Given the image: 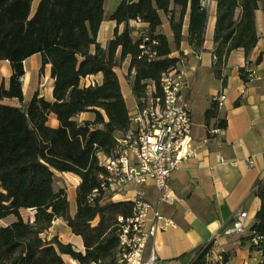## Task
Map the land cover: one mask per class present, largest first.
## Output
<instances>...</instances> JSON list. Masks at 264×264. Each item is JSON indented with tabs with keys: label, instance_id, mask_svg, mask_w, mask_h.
<instances>
[{
	"label": "trees",
	"instance_id": "1",
	"mask_svg": "<svg viewBox=\"0 0 264 264\" xmlns=\"http://www.w3.org/2000/svg\"><path fill=\"white\" fill-rule=\"evenodd\" d=\"M36 1L0 0V61L9 62L11 68L8 88L0 85V101L19 104L0 102V220L14 219L0 227V264H64V256L78 264H122L118 219L131 218L133 204L114 202L102 191L100 176L105 170L99 164V156L113 152L116 138L130 124L115 70L119 61L129 59V71L136 72L130 80L137 104L146 95L148 83L159 93L160 75L176 63L167 57L180 52L183 41L193 51L202 49L207 13L200 9L199 0H120L109 20L125 27L103 49L97 34L105 0H39L33 10ZM261 4L264 13V0H216L213 55L217 78L232 51L241 49L247 57L256 46L255 12ZM162 17L168 20L171 40L157 33ZM135 20L146 24L150 37L159 42V59L152 63L138 58L139 40L129 28ZM34 55L41 57L40 73L50 66L52 102L38 93L24 101V62ZM99 74L101 84L85 85L87 78ZM240 75L247 81L244 70ZM84 113H92L94 119L79 122L77 117ZM50 115L56 117V128L47 124ZM217 117L213 104L205 118ZM225 127L220 120L215 128ZM56 173L80 180L74 214L65 189L54 188ZM95 190L98 194L92 198ZM253 194L261 206L248 239L251 243L253 237L261 238L258 247L251 245L254 251L262 250L264 259V180L255 185ZM27 210L34 212L32 222L22 217ZM56 219L82 239L84 253L57 238L43 237ZM210 248L181 258L186 264H227L226 256L220 262H208Z\"/></svg>",
	"mask_w": 264,
	"mask_h": 264
},
{
	"label": "crops",
	"instance_id": "2",
	"mask_svg": "<svg viewBox=\"0 0 264 264\" xmlns=\"http://www.w3.org/2000/svg\"><path fill=\"white\" fill-rule=\"evenodd\" d=\"M38 1L35 2L33 10ZM212 6L214 12L211 19L208 17L209 13L207 14L201 63L195 69L196 62L190 58L187 68L192 81L188 106L192 114V132L197 156L172 172L169 180L174 197L172 205L158 204V194L152 182L141 188L152 208L171 219L175 225L165 232L156 233L149 242L144 257L147 258L150 247L153 248L155 264H186L187 260L181 256L209 245L211 248L207 260L211 263L220 262L222 256L228 258L227 264L259 263V257L254 253L248 238L250 228L255 222V215L261 206L260 199L253 194V188L259 181L264 180V13L261 4L255 12L258 41L254 49L247 57L241 49L232 51L221 66V77L217 78L214 73L216 58L213 55L216 2ZM105 7L106 0L104 9ZM110 15L111 13L106 15L104 10L103 22L97 34V43L103 49L114 38L115 32L120 34L125 27L124 24L116 25L110 21ZM166 22L168 28L161 25L157 33L171 40L172 33L167 19ZM187 25L188 17L184 21V38ZM129 28L132 29V36L136 38L135 30H147V25L137 26L134 21H130ZM99 36H102L101 40ZM181 49L190 50L186 41L182 42ZM40 69V55H34L24 62L25 74L21 82L25 102L35 93L48 102L53 101L50 66L46 65L42 73ZM241 70L247 74V81L242 80ZM116 74L128 111L130 102L131 108L134 109L137 103L131 91L130 78L126 72L123 80L118 73ZM249 74H253L251 78L248 77ZM10 76L9 62L0 61V85L5 89L9 86ZM90 79L101 84L102 76L99 74L86 80ZM220 95L225 96L221 108L216 102ZM0 102L4 105L19 106L15 100L5 99ZM213 104L216 105L218 117L207 120L205 112ZM93 119L92 113H84L77 117L79 122ZM220 120L226 125L222 134L210 135L209 131L215 128ZM47 124L56 128L58 126L56 117L50 115ZM79 183L80 180L77 178L71 192L65 189L69 204L75 201V191ZM131 189L134 190L133 187ZM132 190L126 198L116 197L113 201L131 200L134 195ZM27 211L30 212L27 220L32 222L34 212ZM241 212L247 213L245 221L247 232L244 235L223 236L222 232L231 226ZM22 217L27 221L23 213ZM13 221V217L0 220V227L7 226ZM151 223L150 220L149 225ZM43 237L47 240L57 238L61 243L70 244L76 251L84 253L82 239L73 235L66 223L60 219L52 222ZM63 260L64 264H78L67 256H64Z\"/></svg>",
	"mask_w": 264,
	"mask_h": 264
},
{
	"label": "built area",
	"instance_id": "3",
	"mask_svg": "<svg viewBox=\"0 0 264 264\" xmlns=\"http://www.w3.org/2000/svg\"><path fill=\"white\" fill-rule=\"evenodd\" d=\"M215 2L216 0H199V7L208 14ZM134 23L137 26L144 25L140 20H135ZM135 34L139 40L138 58L145 59L148 63L159 59V42L150 37L148 30H135ZM167 58L176 59V63L160 75L159 93L154 84L148 83L146 95L129 114L128 130L116 138L115 148L109 156H99V164L105 170V174L100 176L101 189L110 195L112 201L116 197L126 198L131 187L134 188L133 198L129 200L133 204L132 217L125 221L118 219L121 224L119 262L122 264H155L153 248L150 247L149 256L144 257L149 242L156 233L175 226L171 219L152 208L141 188L152 182L158 194V204L172 205L174 197L169 184L172 172L197 156L192 114L188 106L192 81L187 68L190 58L196 62L195 69L198 68L202 50L181 49ZM135 73L134 69L129 71L127 67L126 74L129 78ZM252 75L249 74L248 77L251 78ZM84 83L86 86H94L97 82L90 79ZM224 101V95L216 98L219 108ZM222 132L223 129L213 128L209 134L219 136ZM206 142L207 140L204 141ZM97 194V190L93 191L92 198ZM246 218L247 213L241 212L222 235H244L247 232ZM150 220L152 223L149 225ZM260 241L261 238L255 236L251 239V244L258 247ZM254 253L259 257V263L264 264L262 250H255Z\"/></svg>",
	"mask_w": 264,
	"mask_h": 264
},
{
	"label": "rangeland",
	"instance_id": "4",
	"mask_svg": "<svg viewBox=\"0 0 264 264\" xmlns=\"http://www.w3.org/2000/svg\"><path fill=\"white\" fill-rule=\"evenodd\" d=\"M119 0H106V7H105V14L107 15L108 13H112V11L115 9L116 5L118 4ZM214 12V6L210 9V12L208 14V17L211 19L212 15ZM168 21V20H167ZM162 26L164 28H168L167 22L165 18H162ZM164 31V29H162ZM99 39H102V36H99ZM129 64V59L127 58L126 60L119 61L118 66L119 69L116 70V73L119 74L121 79L125 78L124 73L126 72V69ZM121 68V69H120ZM123 69V70H122ZM132 102L129 103V112L132 113L134 109L131 108ZM77 182V178H75L74 175L72 174H61V173H56L55 174V180H54V188L55 190H58L60 188L66 189L68 192H71ZM76 210V203L75 201H72L70 203V211L75 212ZM24 218L27 220L28 216H30V212L25 211L23 212ZM210 262L209 260H207Z\"/></svg>",
	"mask_w": 264,
	"mask_h": 264
}]
</instances>
